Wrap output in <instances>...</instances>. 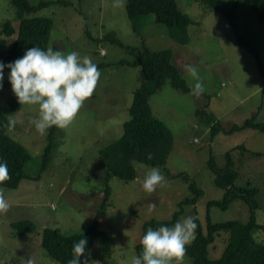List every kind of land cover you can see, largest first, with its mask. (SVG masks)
Returning <instances> with one entry per match:
<instances>
[{
	"label": "rangeland",
	"instance_id": "obj_1",
	"mask_svg": "<svg viewBox=\"0 0 264 264\" xmlns=\"http://www.w3.org/2000/svg\"><path fill=\"white\" fill-rule=\"evenodd\" d=\"M12 1L0 0V53L16 40V34L8 37L2 33L8 22L18 29ZM27 1L31 5L48 4L35 16L53 22L49 47L89 56L101 76L70 126L52 127L41 135L34 127L37 106L20 104L18 110L12 109L10 104L17 98L4 71L0 108L9 121L6 133L31 158L25 166L30 179L23 180L16 190L5 188L3 193L10 209L0 217V264H24L27 259L32 264H58L41 246L43 229L72 236L86 232L96 221L98 236L90 264H130L131 257L137 255L144 224L172 220L180 211L179 204L194 196L191 184L203 195L195 205L183 207L179 220L197 213L204 233L208 215L212 223H247L250 210L242 200L234 201L227 210H208V202L222 200L225 193L214 182L210 159L219 169L237 174L235 187L257 189L255 221L264 227V134L252 129L223 132L234 125L242 127L253 117L264 122V76L257 58L238 42L239 34L256 50L264 68V25L250 0H224L221 4L222 10L235 14L238 34L221 11L211 12L194 0H176L192 21L187 44L173 39L171 31L158 24L153 15L130 19L127 0L119 8L113 6L115 0ZM145 49L170 51L172 63L190 89L193 81L184 65L196 66L206 89L194 96L166 82L151 96L153 116L173 136L166 170H160L165 177L163 187L153 193L142 189L144 174L152 167L134 163V180H106L108 164L102 156L104 149L123 137L134 92L147 82L143 68L132 65ZM214 124L222 131L213 137ZM52 132L51 160L43 169V155ZM105 189H109L107 194ZM149 204H155V208L149 210ZM25 221L33 223L36 230L17 237L13 224ZM252 235L264 245L262 228H255ZM226 243V234L218 236L209 247V259L219 258ZM182 264L194 263L185 254Z\"/></svg>",
	"mask_w": 264,
	"mask_h": 264
},
{
	"label": "trees",
	"instance_id": "obj_2",
	"mask_svg": "<svg viewBox=\"0 0 264 264\" xmlns=\"http://www.w3.org/2000/svg\"><path fill=\"white\" fill-rule=\"evenodd\" d=\"M200 3L209 11H221L228 20L235 33L238 34L237 18L233 12L221 9L224 0H194ZM253 11L264 25V0H250ZM12 4L16 9L19 20L18 29L15 30L10 22L4 25L2 33L8 37L16 34V40L6 51L0 53V62L8 64L20 58L24 52L32 47L39 46L43 49L49 47L53 22L49 18L37 17L36 13L46 7L47 3L31 5L27 0H13ZM126 10L130 19L135 20L140 17L153 15L158 24L166 26L173 39L181 44L189 42L188 27L192 24L191 19L183 13L177 5L176 0H127ZM114 37V35H112ZM238 42L241 47L246 48L253 54L259 62V67L264 76V68L256 50L250 47L238 34ZM54 51H57L55 48ZM133 66H141L146 75L147 82L134 92L133 103L129 110L130 120L124 124L123 137L116 143L110 145L102 151V156L108 164V174L106 180L117 177L123 181H131L136 178L134 163L144 164L150 167L166 170L168 155L173 144V136L170 130L151 111L149 100L156 94L162 86L169 82L171 86L179 91L188 93L191 91L182 79L178 68L172 63V53L170 51L152 52L145 49L139 52L138 60L132 63ZM4 71L8 72L7 69ZM11 107L18 110L20 104L18 100L11 102ZM213 123V119H209ZM9 121L5 113L0 108V159L8 162L10 180L5 182V188L16 190L23 180L30 177L25 172V166L30 160V154L25 148L7 135ZM212 135H217L222 128L220 125H213ZM252 129L264 134V122H258L256 117L247 120L242 127L234 125L225 134H233L242 130ZM55 128L53 129V131ZM53 132L50 136L49 146L43 155V169L47 167L51 160ZM241 148H244L241 146ZM151 155V159L148 156ZM208 166L214 176L217 187L224 190V197L220 201H210L207 204L208 210L216 207L227 210L236 200H242L248 205L250 217L247 223L230 221L225 223H212L207 216V227L204 233L198 214L196 217L195 239L190 246L186 247L185 254L188 255L194 264H264V245L254 240L252 231L255 228H262L256 224L255 211L258 204L255 200L257 189L237 188L234 182L237 174L230 170H221L217 167L214 159L208 161ZM227 169V166L226 168ZM190 190L194 196L187 198L179 204L178 211L170 221L151 220L144 224L142 235L148 227L157 228L161 225L171 226L183 211L184 206L195 205L203 192L190 185ZM109 189H105L108 193ZM106 193V194H107ZM16 236L20 237L25 233H33L36 226L30 222H19L13 224ZM222 234L227 235V243L219 258L209 259V247ZM87 239L86 250L88 259L90 257L95 239L98 236V222L82 233ZM81 238V234L72 236L63 235L60 230L45 228L42 231L41 246L46 253L58 264H67L71 258V247L74 241ZM142 245L136 247L137 255L141 252Z\"/></svg>",
	"mask_w": 264,
	"mask_h": 264
},
{
	"label": "clouds",
	"instance_id": "obj_3",
	"mask_svg": "<svg viewBox=\"0 0 264 264\" xmlns=\"http://www.w3.org/2000/svg\"><path fill=\"white\" fill-rule=\"evenodd\" d=\"M122 4L123 0H115L113 6L119 8ZM5 69L19 104L38 107L34 127L41 135L52 127L63 129L70 126L101 76L97 64L89 56H80L75 50L65 53L39 46L28 48L20 58L8 64L0 62V82L4 79ZM184 69L193 81L192 94H203L205 84L197 67L186 64ZM10 179L8 162L0 159V217L10 209L3 194L5 182ZM164 181L160 169L152 167L144 174L142 189L153 193L157 187H163ZM148 208L154 209L155 204H149ZM196 227V217L192 215L182 217L171 226L148 227L140 239L142 250L131 257L130 264H182L186 247L195 238ZM87 242L82 234L73 242L67 264H90ZM24 264H32V260L27 259Z\"/></svg>",
	"mask_w": 264,
	"mask_h": 264
}]
</instances>
